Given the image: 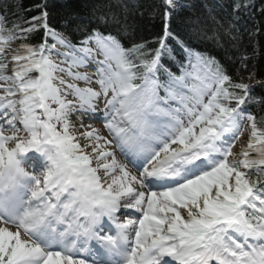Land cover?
Returning <instances> with one entry per match:
<instances>
[{"label":"snow or ice","instance_id":"1","mask_svg":"<svg viewBox=\"0 0 264 264\" xmlns=\"http://www.w3.org/2000/svg\"><path fill=\"white\" fill-rule=\"evenodd\" d=\"M11 7L0 8V264H264V79L241 47V22L264 17V0L210 11L226 60L195 44L206 23L171 27L182 0L152 5L164 23L151 40L109 31L114 14L56 25L50 0L22 21Z\"/></svg>","mask_w":264,"mask_h":264},{"label":"trees","instance_id":"2","mask_svg":"<svg viewBox=\"0 0 264 264\" xmlns=\"http://www.w3.org/2000/svg\"><path fill=\"white\" fill-rule=\"evenodd\" d=\"M37 2L38 0H0V8L4 5L14 6L8 12L10 20L20 19L22 21L24 17L35 14L34 11H25V9H31ZM157 2L158 0H50V3L55 4L54 8H50V14L56 25L73 17L78 22L88 24L89 27L97 25V17L105 15L111 19L114 14L120 23L108 24L109 31L115 33L127 25L128 32L123 35L127 36L130 32L137 40L142 38L151 40L163 30L164 22L160 13L153 14L152 12V5ZM182 2L188 7L173 18L171 27L181 36H188L192 28L200 26L195 23L196 21H199L201 25L206 23L208 38L196 40L195 44L201 49L211 51L218 58L226 60L225 49L228 45L222 41L224 48L217 47L211 39L213 25L209 20L210 11L213 9L217 16L224 15L218 5L225 3V0H182ZM241 25L243 29H246L243 33L241 47L251 56L249 69L257 73L256 79H264V17L254 15L242 21ZM257 28L260 29L259 33L250 39L248 32ZM228 54L230 55L231 52L229 51ZM253 111L259 114L258 107H254Z\"/></svg>","mask_w":264,"mask_h":264},{"label":"bare ground","instance_id":"3","mask_svg":"<svg viewBox=\"0 0 264 264\" xmlns=\"http://www.w3.org/2000/svg\"><path fill=\"white\" fill-rule=\"evenodd\" d=\"M237 147H239V145Z\"/></svg>","mask_w":264,"mask_h":264},{"label":"rangeland","instance_id":"4","mask_svg":"<svg viewBox=\"0 0 264 264\" xmlns=\"http://www.w3.org/2000/svg\"><path fill=\"white\" fill-rule=\"evenodd\" d=\"M29 170H31V169H29Z\"/></svg>","mask_w":264,"mask_h":264}]
</instances>
